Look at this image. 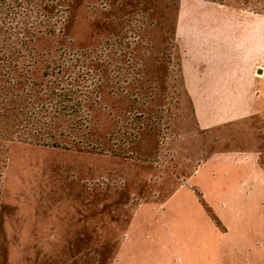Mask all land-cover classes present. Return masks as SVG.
Returning a JSON list of instances; mask_svg holds the SVG:
<instances>
[{
  "label": "rangeland",
  "instance_id": "374dc122",
  "mask_svg": "<svg viewBox=\"0 0 264 264\" xmlns=\"http://www.w3.org/2000/svg\"><path fill=\"white\" fill-rule=\"evenodd\" d=\"M218 22L261 27L264 0H0V101H15L0 131L34 90L70 91L77 109L46 100L53 132L38 139L59 147L0 136V264H191L197 246L217 264L229 223L170 198L205 137L184 72L217 65Z\"/></svg>",
  "mask_w": 264,
  "mask_h": 264
},
{
  "label": "crops",
  "instance_id": "0c3cea01",
  "mask_svg": "<svg viewBox=\"0 0 264 264\" xmlns=\"http://www.w3.org/2000/svg\"><path fill=\"white\" fill-rule=\"evenodd\" d=\"M184 78L205 137L194 173L171 202L187 208L183 215L201 218L209 205L229 223L228 230L217 226V264H264L253 230L254 222H264V23L218 22L217 65L185 71ZM207 259L205 246L190 258L191 264L214 263Z\"/></svg>",
  "mask_w": 264,
  "mask_h": 264
},
{
  "label": "trees",
  "instance_id": "16d2710c",
  "mask_svg": "<svg viewBox=\"0 0 264 264\" xmlns=\"http://www.w3.org/2000/svg\"><path fill=\"white\" fill-rule=\"evenodd\" d=\"M4 28V27H3ZM2 28V29H3ZM7 33V32H5ZM9 36L7 34L3 35V39H1V44H2V49L4 51V53H9L10 50V44L8 43L9 41ZM24 41H22V45L24 44ZM5 61V60H3ZM7 63H9L8 66H11V61H7ZM2 74V72L0 73V75ZM5 76V75H3ZM6 88V86L4 84H2V82L0 83V90H4ZM35 93H31L28 94L30 101L33 104L32 107V111L31 108L27 107V104L24 103V101L27 100V98H24V96L20 97V100L22 99V102L18 103V108H17V112L18 115H15L16 118H14V125H10L9 126L7 124L6 127H4L1 131H0V136H3L6 132L9 131V128H11L10 130H14L18 136L17 139H21V140H25V141H29L31 143H37V144H44V145H50V146H54V147H59L60 143L56 142V141H52V140H43V139H38L41 138V136L43 135L42 133H45L46 130H52V126H53V121L49 120V118L47 117L48 115H46L45 113L47 112V99H49V97L54 98L59 96L60 99L62 100V103L60 105H57L56 102L53 104L54 111L53 112H58L59 114L65 113L67 111H74L77 112V109L73 106L72 103V92L70 91H65L63 93L56 94V91L51 90L48 94H45V96H49L48 98H46L44 100V95H42L39 91L34 90ZM24 98V99H23ZM12 102L14 103L15 101L13 99H10V97H7L6 95L3 96L1 98L0 101V115H2L1 117L3 119H8V111L10 110V106L12 104ZM72 104V105H71ZM71 110H70V109ZM2 121V120H1ZM5 120H3L4 122ZM32 127H35V131L34 133H36V138L37 139H33L31 137H28L29 134H31V129H33ZM25 133V135L23 136L21 134V132H27ZM53 132V130L51 131V133ZM33 133V135H34ZM42 134V135H41Z\"/></svg>",
  "mask_w": 264,
  "mask_h": 264
}]
</instances>
